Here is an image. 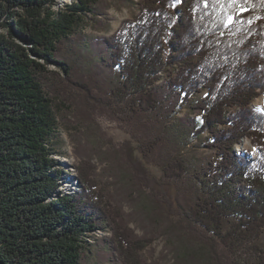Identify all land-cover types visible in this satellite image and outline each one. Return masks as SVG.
<instances>
[{"label":"trees","instance_id":"1","mask_svg":"<svg viewBox=\"0 0 264 264\" xmlns=\"http://www.w3.org/2000/svg\"><path fill=\"white\" fill-rule=\"evenodd\" d=\"M97 2L55 9L56 0H0L2 261L87 264L95 255L103 263L117 253L123 264H136L128 254L144 247L142 240L133 246L125 219L101 205L104 197L85 171L78 174L85 191L56 195L61 171L50 64L71 79L82 63L91 76L75 83L91 97L105 106L128 104L129 119L144 129L142 119L165 120L171 139L192 137L211 150L215 158L194 171L191 188L182 161L159 166L188 194L189 224L227 253L254 244L264 232V111L253 107L264 96V0H142L134 20L110 37L89 39L80 30L88 17L97 20ZM241 8L247 11L237 15ZM228 16L235 22L226 26ZM188 105L200 119L178 118ZM245 139L255 157L237 151ZM109 227L116 245L101 240L96 251L89 248L85 238ZM253 248L256 261L243 264H264V247Z\"/></svg>","mask_w":264,"mask_h":264},{"label":"rangeland","instance_id":"2","mask_svg":"<svg viewBox=\"0 0 264 264\" xmlns=\"http://www.w3.org/2000/svg\"><path fill=\"white\" fill-rule=\"evenodd\" d=\"M74 1L56 0L55 9ZM141 1L99 0L97 20L88 17L80 35L89 39L110 37L125 21L136 18L137 3ZM81 64L76 67L71 79H67L58 66H48L53 71L49 75L48 92L58 121L54 158L59 163L56 169L61 171V176L56 195H74L85 191L78 174L79 171L88 173L97 186L96 191L104 197L101 205L112 216L125 219L134 237L133 246H137L136 240L144 243V247L137 248L134 255L133 252L128 254L129 259L136 257V264L255 262L257 256L253 245L256 243L264 247V232L260 240L244 246L238 253L225 252L212 235L200 233L199 228L184 219L183 212L188 211L190 200L188 194L185 197L184 187L173 180L174 174L170 169L164 172L159 166L163 164L167 167L173 160L182 161L187 169L182 173L184 185L191 188L194 171L201 170L213 160V152L192 137L186 140L182 137L179 141L171 139L165 120L161 123L151 120L152 117L142 119L140 123L148 126L144 129L129 119L131 110L128 104L114 100V103L105 106L99 97H91L75 83L79 81L78 77L87 81L91 76ZM112 79L117 82L118 76L114 75ZM189 107L180 109L178 118L191 114L200 119V115ZM253 107L264 111V96L257 98ZM243 149L249 156L257 155L250 140L245 139L244 146L237 147V151ZM142 151H147V155ZM190 198L193 199L191 194ZM111 228L97 230L85 238L90 245L88 247L96 251L101 240L116 245ZM106 248L108 245L104 244ZM114 257L109 259H115V262L106 259L102 263L92 255L87 264H123L117 253Z\"/></svg>","mask_w":264,"mask_h":264},{"label":"snow or ice","instance_id":"3","mask_svg":"<svg viewBox=\"0 0 264 264\" xmlns=\"http://www.w3.org/2000/svg\"><path fill=\"white\" fill-rule=\"evenodd\" d=\"M177 2H179V0H177ZM236 2H237V0H230V3H231V4H235ZM245 11H247L246 8H241V9L239 10V12L237 13V15H240V14H242V13L245 12ZM234 22H235V17H233V16H228L227 21H226V26H227V25H230V24H232V23H234Z\"/></svg>","mask_w":264,"mask_h":264},{"label":"water","instance_id":"4","mask_svg":"<svg viewBox=\"0 0 264 264\" xmlns=\"http://www.w3.org/2000/svg\"><path fill=\"white\" fill-rule=\"evenodd\" d=\"M0 264H5V263L2 261L1 257H0Z\"/></svg>","mask_w":264,"mask_h":264},{"label":"bare ground","instance_id":"5","mask_svg":"<svg viewBox=\"0 0 264 264\" xmlns=\"http://www.w3.org/2000/svg\"><path fill=\"white\" fill-rule=\"evenodd\" d=\"M66 161V160H65Z\"/></svg>","mask_w":264,"mask_h":264}]
</instances>
